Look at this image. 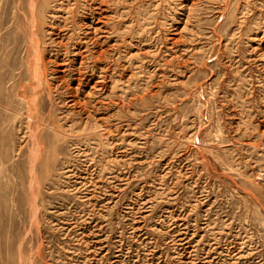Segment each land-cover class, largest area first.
Instances as JSON below:
<instances>
[{
  "label": "rangeland",
  "instance_id": "obj_1",
  "mask_svg": "<svg viewBox=\"0 0 264 264\" xmlns=\"http://www.w3.org/2000/svg\"><path fill=\"white\" fill-rule=\"evenodd\" d=\"M36 1L0 0V264H264V0Z\"/></svg>",
  "mask_w": 264,
  "mask_h": 264
},
{
  "label": "bare ground",
  "instance_id": "obj_2",
  "mask_svg": "<svg viewBox=\"0 0 264 264\" xmlns=\"http://www.w3.org/2000/svg\"><path fill=\"white\" fill-rule=\"evenodd\" d=\"M34 1H36V0H34ZM39 1H40V0H39ZM36 2H37V1H36ZM34 3H35V2H34ZM34 3H33V5H31V7L34 6ZM35 7H36V5H35ZM39 7H40V6H39ZM37 8H38V5H37ZM37 8H36V9H37ZM32 9H33V8H32ZM34 9H35V8H34ZM40 10H41V9H40ZM38 11H39V10L37 9V12H38ZM31 13H33V12H31ZM37 14H38V13H37ZM34 15H35V13H34ZM34 15H33V17H34ZM31 17H32V16H31ZM35 17H36V15H35ZM31 21H32V20H31ZM34 22H35V21H34ZM34 22L32 23L33 26H34ZM37 25H38V24H37ZM33 26H32V27H33ZM35 26H36V23H35ZM34 28H35V27H33L32 30H34ZM35 29H37V28H35ZM31 32H32V31H31ZM35 35H37V34L35 33ZM35 35H34V36H35ZM37 37H38V36H37ZM38 38H39V37H38ZM36 39H37V38H36ZM39 39H40V38H39ZM34 40H35V39H34ZM37 40H38V39H37ZM34 42H35V41H34ZM34 46H35V45H34ZM36 52H37V51H36Z\"/></svg>",
  "mask_w": 264,
  "mask_h": 264
}]
</instances>
